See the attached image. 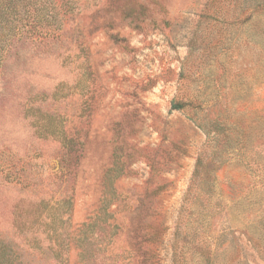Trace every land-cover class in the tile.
<instances>
[{
    "label": "rangeland",
    "instance_id": "374dc122",
    "mask_svg": "<svg viewBox=\"0 0 264 264\" xmlns=\"http://www.w3.org/2000/svg\"><path fill=\"white\" fill-rule=\"evenodd\" d=\"M0 264H264V0H0Z\"/></svg>",
    "mask_w": 264,
    "mask_h": 264
},
{
    "label": "trees",
    "instance_id": "16d2710c",
    "mask_svg": "<svg viewBox=\"0 0 264 264\" xmlns=\"http://www.w3.org/2000/svg\"><path fill=\"white\" fill-rule=\"evenodd\" d=\"M45 33L48 34V32H45ZM174 107L178 108V106H175V105H174Z\"/></svg>",
    "mask_w": 264,
    "mask_h": 264
}]
</instances>
